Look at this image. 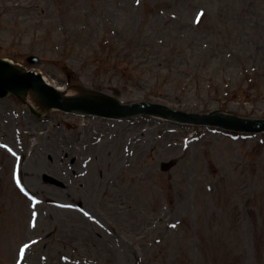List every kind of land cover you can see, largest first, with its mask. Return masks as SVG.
<instances>
[{
  "label": "rangeland",
  "instance_id": "374dc122",
  "mask_svg": "<svg viewBox=\"0 0 264 264\" xmlns=\"http://www.w3.org/2000/svg\"><path fill=\"white\" fill-rule=\"evenodd\" d=\"M0 58L122 103L264 119V0H0ZM214 66L253 95L222 99ZM41 114L0 98V264H264V133Z\"/></svg>",
  "mask_w": 264,
  "mask_h": 264
},
{
  "label": "bare ground",
  "instance_id": "6f19581e",
  "mask_svg": "<svg viewBox=\"0 0 264 264\" xmlns=\"http://www.w3.org/2000/svg\"><path fill=\"white\" fill-rule=\"evenodd\" d=\"M11 73L8 71L5 72L4 78L7 77L8 75H10ZM78 92H75L73 90H66L63 91V95L64 96H71V95H77ZM26 100L27 102L32 105L34 108L41 110V111H45L46 109H48L44 104L40 103L36 94L33 91H29L26 94ZM89 146H91V141L88 143ZM93 147H98V145L95 143V145H93ZM92 147V148H93ZM99 148V147H98ZM131 150V147H128V151ZM30 163H34V161L32 160V162ZM34 171H29L28 173L31 174ZM76 176H73V178H75Z\"/></svg>",
  "mask_w": 264,
  "mask_h": 264
},
{
  "label": "snow or ice",
  "instance_id": "6c2138e0",
  "mask_svg": "<svg viewBox=\"0 0 264 264\" xmlns=\"http://www.w3.org/2000/svg\"><path fill=\"white\" fill-rule=\"evenodd\" d=\"M137 5L140 4V0H136ZM204 16V13L201 12L198 16H197V22H200L201 17ZM17 186L20 187V181L17 180ZM21 191L23 192L24 189L21 187ZM25 195H27V193L25 192ZM85 215H87V213H85ZM33 217H35V213H33ZM35 226V224H33V227ZM174 227V225H173ZM33 243H35V241H33ZM29 246L25 245L24 248L20 249L19 255H20V259L23 260L24 256H25V249H27Z\"/></svg>",
  "mask_w": 264,
  "mask_h": 264
},
{
  "label": "water",
  "instance_id": "95a60500",
  "mask_svg": "<svg viewBox=\"0 0 264 264\" xmlns=\"http://www.w3.org/2000/svg\"><path fill=\"white\" fill-rule=\"evenodd\" d=\"M25 80L26 81H29L27 79H25ZM20 81H21V79H20ZM249 124H252L253 128L256 129V130H260V129H263L264 128V122H251Z\"/></svg>",
  "mask_w": 264,
  "mask_h": 264
}]
</instances>
